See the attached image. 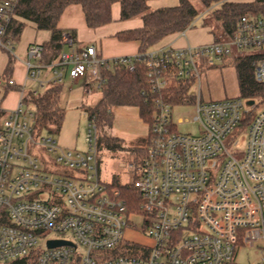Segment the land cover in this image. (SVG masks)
Returning <instances> with one entry per match:
<instances>
[{
  "label": "built area",
  "instance_id": "2783aa9c",
  "mask_svg": "<svg viewBox=\"0 0 264 264\" xmlns=\"http://www.w3.org/2000/svg\"><path fill=\"white\" fill-rule=\"evenodd\" d=\"M18 1L0 0V45L7 49ZM64 42L73 45L71 34ZM245 49L261 57L255 76L264 83L262 14L243 15L222 40L196 47L167 44L110 59L87 46L63 50L56 61L45 62L43 45L30 44L19 104L5 117L0 108V264H227L245 245L257 248L264 260V106L251 114L244 98L204 100L200 92L205 61ZM136 62L147 65L155 105L147 154L131 165L140 227L131 225L121 188L101 178L95 116H88L87 150L80 151L60 146L51 134L37 135L33 107L23 110L28 82L40 88L62 83L66 75L85 77V91L92 94L102 86L103 65L123 63L132 71ZM45 69L51 72L47 79ZM197 76L198 94H191L199 133H181L165 92L180 83L190 90ZM12 84L10 78L7 85ZM242 124L246 143L238 157L225 138ZM128 230L146 241L130 237ZM67 232L74 239L47 238ZM54 240L70 244L50 246Z\"/></svg>",
  "mask_w": 264,
  "mask_h": 264
},
{
  "label": "trees",
  "instance_id": "16d2710c",
  "mask_svg": "<svg viewBox=\"0 0 264 264\" xmlns=\"http://www.w3.org/2000/svg\"><path fill=\"white\" fill-rule=\"evenodd\" d=\"M120 3V20L133 19L139 16L142 25L135 28L122 29L115 33L120 41H136L139 52H146L156 47L164 38L173 34H180L193 25L200 14L191 0H179L176 5L162 6L150 9V0H19L10 24L9 36L17 40L20 38L26 21L33 23L38 30L50 31V37L43 43V60L56 61L67 43L64 42L65 32L58 27L59 19L64 10L72 4L82 6L86 23L90 28L106 25L112 21V7ZM206 9H211L214 18L221 24L225 34L232 35L239 19L248 13L264 15V0L240 2L234 0H200ZM73 43L75 37L71 34ZM237 72L239 95L237 97L249 100L264 101V83L255 76V63L261 59L257 55H231ZM14 59L10 57L5 73L10 79ZM103 79L100 87L101 98L92 106H85L89 117L96 118L97 126H113V108L120 105L137 106L143 120L150 123L155 110L154 94L151 90L147 65L136 62L135 69L129 70L123 63L101 67ZM7 80V81H8ZM187 84L180 83L165 92L166 98L173 105L182 102L193 103L194 97L189 92ZM9 87L19 84L8 85ZM62 83L51 84L43 92L29 90L23 101L34 109V129L37 135L57 132L64 121L65 110L60 104ZM252 114V113H251ZM248 121L245 120L244 123ZM119 136L100 134L98 136L99 149L111 151L129 149L137 153L136 163H140L147 154L148 139L143 147L129 148ZM112 186L121 188L127 199L129 208L137 210L140 195L133 182L122 183L117 177L111 182ZM227 264H235L231 260Z\"/></svg>",
  "mask_w": 264,
  "mask_h": 264
},
{
  "label": "rangeland",
  "instance_id": "374dc122",
  "mask_svg": "<svg viewBox=\"0 0 264 264\" xmlns=\"http://www.w3.org/2000/svg\"><path fill=\"white\" fill-rule=\"evenodd\" d=\"M198 8L200 14L196 18L193 25L185 30L186 36L182 33L169 35L159 42L157 46L167 40H171L174 47L188 46H201L206 43H211L217 40L226 38V34L221 24L214 18L211 9H206L200 0H191ZM240 2H249L252 0H234ZM179 0H150V9H156L162 6L176 5ZM120 3H114L112 7V21L109 23L108 28H118L120 25L133 24L139 21V16L132 20H120ZM120 30V28H118ZM47 30H38L32 22L26 21V25L22 31L19 39L12 40L11 46L7 49L0 45V108L4 110L3 116H7L9 110L13 106H18L21 92L19 87H9L7 85V74L5 69L8 65L10 57L14 59L13 70L10 72L9 77L19 79L23 76V61L27 57V45L29 41L37 40L42 41V34ZM50 32V31H48ZM257 50L245 49L242 51L235 50L233 55H246L253 53ZM230 56L220 59L211 58L200 67V92L201 98L206 99H220L226 97H237L239 95V85L236 68ZM192 82L190 93L198 94L199 80L198 76ZM84 80L79 84H72L66 77L62 83V90L60 94V104L65 110V118L61 128L54 133H51L57 140L58 144L64 148L75 149L80 151L87 150L86 134L89 122L88 113L85 106H92L96 104L101 98V91L95 89L93 94H88L84 90ZM47 86V85H46ZM29 90L43 92L44 87H38L37 84L28 82L26 92ZM255 102L254 105H252ZM244 103L251 113L264 106V101L254 99L253 103L249 99L244 98ZM85 105V106H84ZM12 108V109H11ZM29 106L26 102L23 104V110L27 111ZM196 114L194 103H181L173 105L172 117L177 124V129L181 133L198 134L199 121L194 120ZM113 126L98 127V133L107 134L110 136H120L124 139V145L132 147H143L147 142L149 124L143 120L139 114L137 106L120 105L113 108ZM181 121V122H179ZM246 125L242 124L240 129L235 130L231 135L225 138V143L229 150L236 152V156L241 157L245 150ZM100 153V175L104 181L112 182L117 177L122 183H131L134 178V168L131 166L137 161V153H133L129 149L111 151L106 148L99 149ZM130 220L131 225L140 227L143 224V217L135 213V209L131 210ZM127 234L139 241H146V238L140 232L127 231ZM65 236L74 239L70 232L66 234L48 233L47 238ZM46 238L40 242L43 245ZM233 260L235 264H262L263 254L255 247L239 246L236 249Z\"/></svg>",
  "mask_w": 264,
  "mask_h": 264
},
{
  "label": "crops",
  "instance_id": "0c3cea01",
  "mask_svg": "<svg viewBox=\"0 0 264 264\" xmlns=\"http://www.w3.org/2000/svg\"><path fill=\"white\" fill-rule=\"evenodd\" d=\"M119 16H120V13H119ZM128 20H132V19H128ZM107 25H109V23L103 26L96 27V28L88 27L86 20H85L82 6L79 4L69 5L62 13L59 19V22H58V27L61 28L66 34H73V36L75 37V41H74L75 43H73L72 46H70V44H66L64 47V50L81 49L87 46H95L100 55H103L104 57L109 58V59L113 57H117V56H122V55H132V54L139 52L138 42L120 41L115 36V33L119 31L118 28L122 30V29H129V28H135V27L141 26L142 19H140L139 21H136L133 24L120 25V27L118 28H112V27L108 28ZM184 36H186V34H184ZM49 37H50V32H48L47 30L45 34L41 35V38L43 40L39 41V43H43L44 41L49 39ZM226 37H227V34H226ZM35 42H38V41L37 40L29 41L27 48L30 44L35 43ZM165 42H171V40H167ZM165 42L164 43L162 42V44L154 48L162 47L167 44H171L173 46L172 43H165ZM22 66H23L22 78L19 79V82L16 79H14L16 83L19 85L24 83L25 75H26V68H25L24 63L22 64ZM50 73L51 72L49 69H45L43 72V77L47 79L50 76ZM66 77L68 78L69 81L72 82V84L73 83L79 84L82 80H84L85 81L84 90H85V84H86L85 77H81L78 79H72L66 75L65 79ZM32 83L36 84L35 82H32ZM50 85L51 83L45 84V89ZM12 108L13 109L16 108L15 105ZM148 137H149V131H148Z\"/></svg>",
  "mask_w": 264,
  "mask_h": 264
},
{
  "label": "water",
  "instance_id": "95a60500",
  "mask_svg": "<svg viewBox=\"0 0 264 264\" xmlns=\"http://www.w3.org/2000/svg\"><path fill=\"white\" fill-rule=\"evenodd\" d=\"M254 100H251L250 102L253 103ZM62 244H70V242L65 241V240H54L50 242V246H57V245H62Z\"/></svg>",
  "mask_w": 264,
  "mask_h": 264
}]
</instances>
